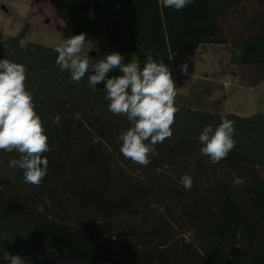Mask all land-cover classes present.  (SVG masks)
Returning <instances> with one entry per match:
<instances>
[{"label": "trees", "instance_id": "16d2710c", "mask_svg": "<svg viewBox=\"0 0 264 264\" xmlns=\"http://www.w3.org/2000/svg\"><path fill=\"white\" fill-rule=\"evenodd\" d=\"M243 0H194L180 11L158 0H54L61 35L103 36L111 53H146L173 74L170 55L202 43H231L230 62L264 66V10L248 37L230 41L217 16ZM0 31V60L25 65L26 88L48 137L49 164L39 186L9 167L0 150V264L5 251L29 264H264V112L243 116L178 108L173 135L142 166L120 152L131 125L113 114L105 83L89 87L60 71L55 47ZM118 69L108 77L118 76ZM234 122L235 147L217 163L200 154L203 128ZM147 143V141H146ZM185 173L193 186L178 181ZM15 182H12V178ZM85 213V215H84ZM124 217L126 221H122ZM140 218L132 223L133 218ZM38 257H43L40 259Z\"/></svg>", "mask_w": 264, "mask_h": 264}, {"label": "clouds", "instance_id": "9594fccd", "mask_svg": "<svg viewBox=\"0 0 264 264\" xmlns=\"http://www.w3.org/2000/svg\"><path fill=\"white\" fill-rule=\"evenodd\" d=\"M158 2L162 7L180 11L192 0ZM85 41L83 33L67 38L55 49L58 53L55 63L60 71L67 70L75 83L85 78L86 73H94L87 77L92 90L97 89V84L105 83L103 90L109 101V111L126 116L131 125L119 135L121 154L135 164L147 166L151 163L150 156L156 154L154 146L173 135L171 126L179 109L175 105L177 87L171 71L163 61L154 60L150 51L146 53L142 68L133 59L124 63L123 55L118 52L95 60L84 51ZM116 69L120 75L109 78L108 74ZM181 71L187 74V64L181 66ZM26 72L21 63L7 58L0 60V150L17 152L19 158H12L9 167L22 170L24 183L39 186L49 164L43 154L50 149L45 128L35 111L32 93L26 88ZM234 134V122L221 117L217 127L206 126L200 133V154L212 163L226 158L235 147ZM12 182H15L14 177ZM178 183L190 190L193 178L185 173ZM3 260L8 264H29L25 257L7 251Z\"/></svg>", "mask_w": 264, "mask_h": 264}, {"label": "crops", "instance_id": "0c3cea01", "mask_svg": "<svg viewBox=\"0 0 264 264\" xmlns=\"http://www.w3.org/2000/svg\"><path fill=\"white\" fill-rule=\"evenodd\" d=\"M102 1L115 7L125 0ZM262 9L264 0H243L219 14L217 22L230 41L245 38L259 26L258 19L261 17L257 12ZM54 19L53 25L47 19L41 25L46 28L55 26L61 34L62 24L56 15ZM96 38L98 36L89 40ZM231 52L230 42L202 43L197 49L170 55L172 78L177 87V108L186 106L194 110L243 116L264 112V66L233 64L230 62ZM123 57L124 63L132 59L136 61L135 54L130 51L125 52ZM184 64L188 67L187 74L181 71Z\"/></svg>", "mask_w": 264, "mask_h": 264}, {"label": "rangeland", "instance_id": "374dc122", "mask_svg": "<svg viewBox=\"0 0 264 264\" xmlns=\"http://www.w3.org/2000/svg\"><path fill=\"white\" fill-rule=\"evenodd\" d=\"M54 15V0H0V31L8 37L18 36L28 25L27 32L21 39L23 46L34 42L56 48L67 38L59 34L55 26H51L55 24ZM44 19L51 24L50 28L41 25ZM84 51L95 60L102 59L111 52L108 42L101 35L86 42ZM126 220L124 217L122 221ZM139 221L140 218L137 217L131 220L132 223Z\"/></svg>", "mask_w": 264, "mask_h": 264}]
</instances>
